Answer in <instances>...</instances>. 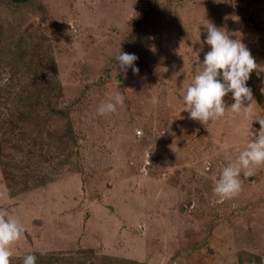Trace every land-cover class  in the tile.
<instances>
[{
	"label": "rangeland",
	"instance_id": "1",
	"mask_svg": "<svg viewBox=\"0 0 264 264\" xmlns=\"http://www.w3.org/2000/svg\"><path fill=\"white\" fill-rule=\"evenodd\" d=\"M208 22L264 65V0H0V212L24 229L10 264H264V167L212 191L260 127L264 72L248 115L183 111ZM121 50L139 73L116 71Z\"/></svg>",
	"mask_w": 264,
	"mask_h": 264
},
{
	"label": "clouds",
	"instance_id": "2",
	"mask_svg": "<svg viewBox=\"0 0 264 264\" xmlns=\"http://www.w3.org/2000/svg\"><path fill=\"white\" fill-rule=\"evenodd\" d=\"M200 34V27L197 29ZM207 35L204 43L209 50L204 53L202 62L191 83L182 90L183 111L188 118L202 124L214 122L225 116L227 112L248 115L255 102L253 91L248 85L253 72L259 78L264 72V65L257 63L250 49L241 39H232L230 34L218 28L211 22L206 25ZM203 48L195 51L199 58ZM135 53L123 52L115 56L116 71L119 69L125 75L129 69L134 74L139 73L135 62ZM8 77L0 80V85L7 84ZM231 94L234 101L228 106L225 97ZM124 95L120 92L107 102H102L97 108L98 115L115 113L118 105H123ZM259 129L249 130L253 139L249 140L235 160L224 166L213 186V193L220 199L226 200L236 196L242 186L241 174L253 175L254 169L264 167V117H257ZM23 225L17 218L0 212V264H10L13 255L12 246L23 235ZM37 257L29 254L24 257L23 264H36Z\"/></svg>",
	"mask_w": 264,
	"mask_h": 264
},
{
	"label": "trees",
	"instance_id": "3",
	"mask_svg": "<svg viewBox=\"0 0 264 264\" xmlns=\"http://www.w3.org/2000/svg\"><path fill=\"white\" fill-rule=\"evenodd\" d=\"M4 1L14 6H21L30 3L32 0H4Z\"/></svg>",
	"mask_w": 264,
	"mask_h": 264
}]
</instances>
